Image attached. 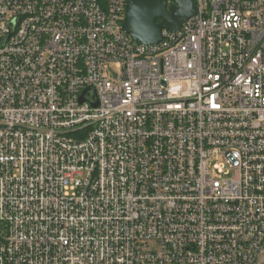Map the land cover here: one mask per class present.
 Returning a JSON list of instances; mask_svg holds the SVG:
<instances>
[{"label": "built area", "instance_id": "obj_1", "mask_svg": "<svg viewBox=\"0 0 264 264\" xmlns=\"http://www.w3.org/2000/svg\"><path fill=\"white\" fill-rule=\"evenodd\" d=\"M125 2L0 0V264H264V0Z\"/></svg>", "mask_w": 264, "mask_h": 264}, {"label": "water", "instance_id": "obj_2", "mask_svg": "<svg viewBox=\"0 0 264 264\" xmlns=\"http://www.w3.org/2000/svg\"><path fill=\"white\" fill-rule=\"evenodd\" d=\"M197 12L194 0H126L122 30L141 45H152L162 39V30L176 32ZM92 106L97 99L92 88H85L80 101Z\"/></svg>", "mask_w": 264, "mask_h": 264}, {"label": "rangeland", "instance_id": "obj_3", "mask_svg": "<svg viewBox=\"0 0 264 264\" xmlns=\"http://www.w3.org/2000/svg\"><path fill=\"white\" fill-rule=\"evenodd\" d=\"M222 161H223V158L221 156L213 158L212 161L209 163V166H212L215 163H220ZM212 174H213L214 177H219V175L214 170L212 171Z\"/></svg>", "mask_w": 264, "mask_h": 264}, {"label": "bare ground", "instance_id": "obj_4", "mask_svg": "<svg viewBox=\"0 0 264 264\" xmlns=\"http://www.w3.org/2000/svg\"><path fill=\"white\" fill-rule=\"evenodd\" d=\"M194 2H195V0H194ZM196 4V3H195Z\"/></svg>", "mask_w": 264, "mask_h": 264}]
</instances>
